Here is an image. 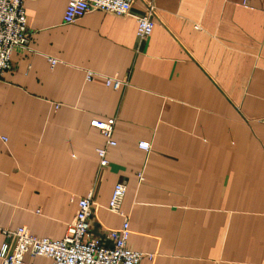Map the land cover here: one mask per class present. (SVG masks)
<instances>
[{"label":"crops","instance_id":"crops-1","mask_svg":"<svg viewBox=\"0 0 264 264\" xmlns=\"http://www.w3.org/2000/svg\"><path fill=\"white\" fill-rule=\"evenodd\" d=\"M68 1L23 0L30 42L0 78V230L59 240L91 193L110 247L121 182L128 247L152 255L139 264H264V0H133L155 7L146 39L101 11L65 24ZM93 119H114L104 168Z\"/></svg>","mask_w":264,"mask_h":264},{"label":"built area","instance_id":"built-area-1","mask_svg":"<svg viewBox=\"0 0 264 264\" xmlns=\"http://www.w3.org/2000/svg\"><path fill=\"white\" fill-rule=\"evenodd\" d=\"M246 3L247 0L243 2ZM132 4L133 0H69L63 13V22L72 24L94 10L117 17H133L137 23L136 37L146 39L155 26V7L151 2H147L143 13L132 14ZM29 42L23 0H0V78L10 70L12 53L16 49H27ZM48 63L53 67L57 61L49 58ZM99 76L87 71L85 80L90 82ZM103 79L105 86L113 91H117L122 84L114 78L103 77ZM89 124L105 139V146L95 149L99 167L104 168L108 165L107 148L116 145L112 139L114 119L104 121L93 119ZM0 141L5 143L7 139L0 136ZM138 148L148 154L150 144L139 142ZM143 180V170H141L137 173V183L140 184ZM126 192L127 187L124 183H116L108 203V210L111 213L124 217L118 229L109 230L107 233L112 246H104L91 232L93 199L92 194L89 193L78 200L74 219L59 240L37 238L23 226L13 230H0V235L5 238L0 244V264H24L26 256L31 259L43 257L49 259L52 264H139L144 258L151 259V254L134 251L128 247L129 220L121 208Z\"/></svg>","mask_w":264,"mask_h":264}]
</instances>
